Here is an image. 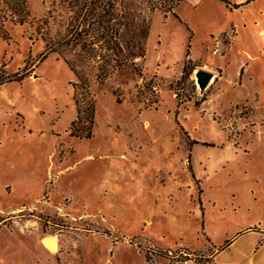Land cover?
<instances>
[{"label": "rangeland", "instance_id": "1", "mask_svg": "<svg viewBox=\"0 0 264 264\" xmlns=\"http://www.w3.org/2000/svg\"><path fill=\"white\" fill-rule=\"evenodd\" d=\"M228 2L0 0V264L264 260V0Z\"/></svg>", "mask_w": 264, "mask_h": 264}, {"label": "trees", "instance_id": "2", "mask_svg": "<svg viewBox=\"0 0 264 264\" xmlns=\"http://www.w3.org/2000/svg\"><path fill=\"white\" fill-rule=\"evenodd\" d=\"M219 1H221L222 3H224L226 6L229 5L228 0H219ZM101 3H102V0H90V3L88 5H86V4L83 5L81 7V10L85 6V9L87 11V13H86V16L87 17H91L93 19L96 18V20H100V19L103 20V16L98 11V9H100V4ZM96 10H97V13H96ZM110 19H112V20L115 19L116 20V23L114 25L116 27L114 29V34H115L116 37L119 36V28L122 27V26L125 27V29H126V32L125 33L127 34L128 30L130 28V24L129 23H123L120 20V17L118 15H116L115 18L114 17H111ZM148 29H149V27H144L143 29H141L140 35H141L142 38L146 36V33H147ZM2 38H4V37H2ZM76 106H77L76 107V119H78L82 115V112H81L80 108L78 107V104H76ZM88 110H87V113H89V116H90V118H89L90 121L89 122L91 123V114H92L93 111H92L91 108L90 109L88 108Z\"/></svg>", "mask_w": 264, "mask_h": 264}, {"label": "water", "instance_id": "3", "mask_svg": "<svg viewBox=\"0 0 264 264\" xmlns=\"http://www.w3.org/2000/svg\"><path fill=\"white\" fill-rule=\"evenodd\" d=\"M213 75L210 72L204 71L199 69L195 73V83L200 91H203L210 80L212 79Z\"/></svg>", "mask_w": 264, "mask_h": 264}, {"label": "crops", "instance_id": "4", "mask_svg": "<svg viewBox=\"0 0 264 264\" xmlns=\"http://www.w3.org/2000/svg\"><path fill=\"white\" fill-rule=\"evenodd\" d=\"M176 9V8H175ZM174 9V10H175ZM173 10V12H174ZM175 13V12H174ZM158 72V71H157ZM160 74V73H159ZM214 79V76L212 77V79L210 80V82L208 83V85L212 82V80ZM207 85V87H208ZM205 90V89H204ZM203 90V91H204ZM55 239V238H54ZM56 240V239H55ZM56 243H57V240H56ZM57 246V244H56ZM223 250L220 249V251H217V250H213V252L210 253V256H209V259H210V264H215V258L218 257V255L223 252ZM55 252V251H54ZM225 264H236L235 262H231V263H225ZM251 264H264V260H260V261H257L256 263H254L253 261L251 262Z\"/></svg>", "mask_w": 264, "mask_h": 264}, {"label": "bare ground", "instance_id": "5", "mask_svg": "<svg viewBox=\"0 0 264 264\" xmlns=\"http://www.w3.org/2000/svg\"><path fill=\"white\" fill-rule=\"evenodd\" d=\"M47 243L50 245V247L52 248V251H56V240L54 239V237H47Z\"/></svg>", "mask_w": 264, "mask_h": 264}, {"label": "built area", "instance_id": "6", "mask_svg": "<svg viewBox=\"0 0 264 264\" xmlns=\"http://www.w3.org/2000/svg\"><path fill=\"white\" fill-rule=\"evenodd\" d=\"M151 2H159L160 0H150Z\"/></svg>", "mask_w": 264, "mask_h": 264}]
</instances>
